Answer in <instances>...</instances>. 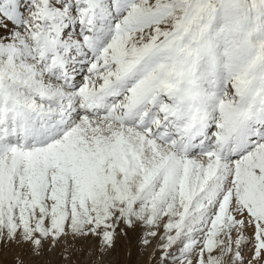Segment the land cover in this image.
<instances>
[{
	"label": "snow or ice",
	"instance_id": "1",
	"mask_svg": "<svg viewBox=\"0 0 264 264\" xmlns=\"http://www.w3.org/2000/svg\"><path fill=\"white\" fill-rule=\"evenodd\" d=\"M0 264H264V0H0Z\"/></svg>",
	"mask_w": 264,
	"mask_h": 264
},
{
	"label": "rangeland",
	"instance_id": "2",
	"mask_svg": "<svg viewBox=\"0 0 264 264\" xmlns=\"http://www.w3.org/2000/svg\"><path fill=\"white\" fill-rule=\"evenodd\" d=\"M120 259H121V260L125 259L123 253H121Z\"/></svg>",
	"mask_w": 264,
	"mask_h": 264
}]
</instances>
